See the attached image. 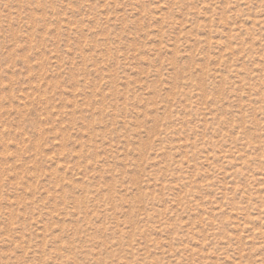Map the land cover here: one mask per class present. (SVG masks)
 Returning a JSON list of instances; mask_svg holds the SVG:
<instances>
[{
    "label": "rangeland",
    "instance_id": "rangeland-1",
    "mask_svg": "<svg viewBox=\"0 0 264 264\" xmlns=\"http://www.w3.org/2000/svg\"><path fill=\"white\" fill-rule=\"evenodd\" d=\"M0 264H264V0H0Z\"/></svg>",
    "mask_w": 264,
    "mask_h": 264
}]
</instances>
